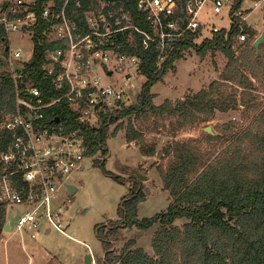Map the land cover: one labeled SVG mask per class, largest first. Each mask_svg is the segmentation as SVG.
Segmentation results:
<instances>
[{"label": "built area", "instance_id": "1", "mask_svg": "<svg viewBox=\"0 0 264 264\" xmlns=\"http://www.w3.org/2000/svg\"><path fill=\"white\" fill-rule=\"evenodd\" d=\"M210 1L213 13L221 14L227 7L232 24L239 18L236 42L255 41L247 32L255 25L247 22L248 11L242 7L264 0H241L238 9L237 0L45 1L39 42L47 48L40 72L54 91L49 90V97L28 72L36 61L30 58L40 26L39 0L0 3V25L7 35L23 31L33 39L26 59L22 49L7 45L12 90L0 112V204L10 234L34 239L44 229H56L70 236L62 219L74 195L69 179L74 171L91 166L95 157L86 155L82 127L99 128L105 114L137 103L138 99L130 104L129 98L136 88L139 95L142 91V61L125 49L155 46L158 62H164L187 32L202 29L200 16ZM133 81L140 83L134 86ZM63 104L78 114L74 122L57 114ZM15 206L22 212L12 225L7 211Z\"/></svg>", "mask_w": 264, "mask_h": 264}, {"label": "trees", "instance_id": "2", "mask_svg": "<svg viewBox=\"0 0 264 264\" xmlns=\"http://www.w3.org/2000/svg\"><path fill=\"white\" fill-rule=\"evenodd\" d=\"M47 0H39L38 22L36 29L34 64H29L28 72L36 84L44 90V96L49 97L52 87L41 75V65L45 58L47 45L39 42L41 34V4ZM237 0L235 9L240 6ZM239 18H235L229 30L215 31L212 38H206L201 44L196 39L201 29L189 31L177 42L170 56L162 63L158 62L157 49L127 48L125 50L137 54L142 63L141 69L145 76L141 94L135 104L124 106L115 114H105L99 128L83 126L86 135V155L94 156L100 153L102 157L110 156L108 133L110 127L121 118L135 115L147 116L168 114L177 116L180 125L200 121H208L206 115L199 116L198 112L213 113L219 107L213 94L216 83L209 90H201L193 98H186L174 103L165 100L161 105L154 102L155 84L162 81L164 76L175 67L186 50L195 48L202 55L208 50H222L228 64L222 74V79L232 81L243 88L242 100L246 104L252 79L242 71L243 66L250 67L254 79L258 72L254 67L264 70V43L257 50L253 43L245 42L244 50L236 53V37L241 33L237 26ZM250 39H254L256 31L248 29ZM0 44L3 53L8 56V35L0 25ZM3 65V62H0ZM12 90V81L8 74L0 72V112L6 107L7 99ZM54 92V91H53ZM11 102V101H10ZM223 111L228 108L221 107ZM58 115L73 122L78 114L64 104L59 108ZM165 116V115H164ZM118 123L116 130L123 127ZM78 125H75L77 128ZM229 127V126H227ZM114 133V132H113ZM116 133V132H115ZM138 132L132 122L126 131L127 141H135ZM211 140L217 136L208 134ZM236 148V151H231ZM143 155H154L155 149H142ZM167 155L172 153L166 168L160 169L165 190L170 192L173 199L168 209L151 217H139V206L146 200L142 180L136 175L130 176L129 193L119 203L118 216L123 227L139 230L154 231L152 247L154 254L148 253L142 247L133 248L136 240L128 241L120 253L115 251L117 226L109 231L102 224L95 227L98 238L102 241L104 255L98 258L97 264H264V108L258 113L252 123L236 134L234 140L216 158L207 164H201L200 153L192 145L180 140L173 141ZM103 172L112 176L118 182L128 185L123 177L113 175L106 169V160L97 162ZM186 219L182 225L177 220ZM6 224L5 211L0 204V233Z\"/></svg>", "mask_w": 264, "mask_h": 264}, {"label": "rangeland", "instance_id": "3", "mask_svg": "<svg viewBox=\"0 0 264 264\" xmlns=\"http://www.w3.org/2000/svg\"><path fill=\"white\" fill-rule=\"evenodd\" d=\"M3 0H0V3ZM248 11L247 22L255 25L251 27L256 31L255 40L264 31V2L255 6L254 2L248 1L243 7ZM226 7L223 13L215 14L212 11L210 1L201 13L202 29L195 42L201 44L206 38H212L215 30H229L232 26V18ZM258 22H255L258 20ZM9 45L13 48H20L24 58L30 55L33 49V39L29 33L23 31L11 32L8 34ZM236 53L244 50V44L237 42ZM9 52V50H8ZM7 58L3 53V44H0V72L7 74ZM228 64V58L222 50H208L202 55L195 48L185 51L183 57L175 63L174 69L170 70L162 81L155 84L152 91L155 93L154 102L161 105L165 100H172L174 103L186 98H193L201 90H209L211 84L216 83V92L213 94L219 107L214 112H198L199 116L206 115L208 121L197 120L187 125H180L177 116L168 114L155 115L149 113L150 117L141 115L127 116L121 118L116 124L110 127L108 133V147L110 156L102 157L95 155L91 160L90 167H82L70 176V182L77 186V191L72 197V202L64 210L63 222L70 236H66L56 229L45 234L46 229L38 233L34 243L39 246L40 252H34L29 244L20 253V264H85L86 255L92 250L95 260L103 257L104 247L102 241L96 234L95 227L102 224L105 231L117 226V238L115 251L120 253L124 245L131 239L136 240L133 248L142 247L148 253L154 254L152 239L154 231L158 226L150 230H139L136 227H123L118 216V207L122 198L130 191V176L134 175V167L148 179L142 180V186L146 193V200L139 207V215L151 217L158 212L165 211L173 199L168 190L163 187L160 174L161 168H166L172 153L167 155L170 144L175 140L187 142L200 153L201 164H207L216 158L234 140L244 128L254 121L258 113L264 108V70L254 67L258 72V78L254 79L248 66H243L244 71L251 79L252 85L249 89L248 100L243 104V88L232 81L222 79V74ZM145 81V78H141ZM134 86L140 81H133ZM136 94L129 98V103L137 101L140 88H136ZM228 108L227 111L220 109ZM116 110L111 114H115ZM123 122L124 126L116 130L118 123ZM132 122L138 132L135 141L128 142L126 131L129 123ZM229 126V127H227ZM210 127L213 134L207 132ZM114 132V133H113ZM116 132V133H115ZM217 136L211 140L207 135ZM142 149H155L154 155L149 159H142ZM236 148L231 152L234 153ZM106 160L105 167L113 175H119L128 181V185L122 184L110 175L103 172L99 161ZM66 191L62 190V198H65ZM22 212L21 206L9 207L7 218L12 225ZM187 220H177L176 224L182 226ZM0 236H9V232L0 233ZM90 246V248L88 246ZM0 264L3 262L1 253ZM32 257V258H31ZM12 264V263H11Z\"/></svg>", "mask_w": 264, "mask_h": 264}, {"label": "crops", "instance_id": "4", "mask_svg": "<svg viewBox=\"0 0 264 264\" xmlns=\"http://www.w3.org/2000/svg\"><path fill=\"white\" fill-rule=\"evenodd\" d=\"M258 21L259 19L256 20L255 22H258ZM151 157L152 156H146L142 154V159L140 163L144 162L145 159H149ZM141 205L142 203L139 206L140 208H141ZM139 213H140V210H139ZM139 217L142 218V216L140 215ZM51 231L47 229L45 231V234H49ZM4 232H7V231L4 229ZM34 239L31 238L30 236H18V235L10 234V233H9V236H0V257L1 258H2L1 253H3L2 264H11V263L20 264V253L24 251L26 243L32 247L35 253L40 252L41 248L33 242Z\"/></svg>", "mask_w": 264, "mask_h": 264}, {"label": "water", "instance_id": "5", "mask_svg": "<svg viewBox=\"0 0 264 264\" xmlns=\"http://www.w3.org/2000/svg\"><path fill=\"white\" fill-rule=\"evenodd\" d=\"M262 43H264V31H263V32L261 33V35H260V36H259L254 42H253V47L256 48V49L258 50L259 47H260V45H261ZM7 49H8V48H7ZM34 61H35V52L32 53L31 58H30V62H31V63H34ZM20 69H22V68H20ZM54 120L58 122L60 119H59V117H56ZM207 132L210 133V134H213V131H212V129H211L210 127L207 128ZM89 165H90V164H88V167H90ZM132 172H133V174H135V175H136L139 179H141V180H146V179L149 178L148 175L139 172V171L137 170L136 167H134V168L132 169ZM68 188H69L70 194H75V192H76L77 189H78L77 186H76L75 184H71V183L68 184ZM4 229H5L7 232H9V231H10V225H9V224H6L5 227H4ZM85 264H93V256H92L91 253H89V254L86 255V258H85Z\"/></svg>", "mask_w": 264, "mask_h": 264}]
</instances>
